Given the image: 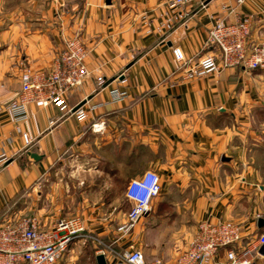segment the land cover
<instances>
[{
    "label": "crops",
    "instance_id": "obj_1",
    "mask_svg": "<svg viewBox=\"0 0 264 264\" xmlns=\"http://www.w3.org/2000/svg\"><path fill=\"white\" fill-rule=\"evenodd\" d=\"M170 1L0 0V225L35 218L49 231L58 219L72 218H64L65 209H89L82 220L92 237L117 253L140 251L145 264H173L203 221L238 223L243 244L264 234V226L257 228L264 220V129L252 126L254 115L264 114V69L187 77L204 56L221 65L218 51L204 46L216 19L247 18L249 43L262 40L264 0L179 8H169ZM179 14L170 31L158 29L164 15ZM73 37L85 47L91 74L66 95L64 107L27 105L20 124L30 140L25 146L7 110L21 93L20 75L52 71L62 40ZM172 48L190 66L179 68ZM113 90L126 99L107 105ZM85 100L79 120L73 109ZM98 104L106 106L87 111ZM82 167L90 168L83 177ZM148 171L158 176L160 192L122 236L124 209H131L126 188ZM261 248L254 264H264ZM98 255L117 262L96 252L58 264L77 258L96 264ZM225 255L221 249L216 259L226 264Z\"/></svg>",
    "mask_w": 264,
    "mask_h": 264
},
{
    "label": "built area",
    "instance_id": "obj_2",
    "mask_svg": "<svg viewBox=\"0 0 264 264\" xmlns=\"http://www.w3.org/2000/svg\"><path fill=\"white\" fill-rule=\"evenodd\" d=\"M208 0H171L169 8L202 7ZM245 0H235L241 5ZM176 17L163 16L158 29L170 31ZM250 21L239 19L235 23H228L223 19H216L208 30L205 47L218 51L221 65H218L213 55L204 56L198 63L188 69L187 77H202L219 69L243 67L249 70L264 69V40L257 44L249 43ZM63 49L58 64L48 72L32 73L24 70L19 78L21 93L18 100L11 103L7 110L15 126V131L28 146L30 140L22 133L20 124L28 118L27 105L39 103L47 105L54 103L64 107L66 95L82 85L90 76L85 64L86 50L76 37L64 38ZM172 56L179 68L190 66L179 48H172ZM97 84H104L102 78H97ZM126 99V94L118 90L110 92L109 104L119 103ZM98 104L87 111H94L105 107ZM86 111H76L77 118L83 120ZM160 192L158 176L148 171L138 179L129 182L125 197L131 203V209L126 215L125 222L119 227L122 236L128 234L138 221L148 212L150 203ZM95 241L100 247L101 254L115 258L116 264H145L140 251L115 252L110 247L102 245L87 232L85 224L80 218L58 219L49 231H42L35 218L20 220L16 225H0V264H58L67 251L69 245L75 241ZM244 234L241 225L231 221L210 223L200 222L187 248L174 260L173 264H222L216 257L221 249H226V264H254V256H259V249L264 245V234L250 237L243 244ZM154 264H162L157 260Z\"/></svg>",
    "mask_w": 264,
    "mask_h": 264
},
{
    "label": "rangeland",
    "instance_id": "obj_3",
    "mask_svg": "<svg viewBox=\"0 0 264 264\" xmlns=\"http://www.w3.org/2000/svg\"><path fill=\"white\" fill-rule=\"evenodd\" d=\"M19 2H21V0H18ZM78 2V0H77ZM250 37V36H249ZM264 38L262 40H260L259 42L257 43H260L261 41H263ZM255 43V44H257ZM85 48V47H84ZM262 108L264 110V102H262ZM252 126H253V129H264V114H255L254 115V119L252 121ZM90 169L88 167H82L80 169L82 170H79V173L81 174V177H83V174L85 173V171L87 169ZM86 169V170H85ZM62 174H69V166L66 167V169L62 170L61 171ZM63 183V182H62ZM66 184L68 185H75L74 182H66ZM89 209H65V214H64V218H69V217H78L80 219L83 218V215H85L84 213L86 211H88ZM130 209H124V211H129ZM98 245H97V242L95 241H75V242H72L67 251L63 254V257H64V260L66 259V257L70 258V257H78V255H86V256H93L96 252L99 251L98 249ZM62 257V258H63ZM77 259H81L77 262H70V264H87L86 262V259L85 258H77ZM62 263V262H61Z\"/></svg>",
    "mask_w": 264,
    "mask_h": 264
},
{
    "label": "water",
    "instance_id": "obj_4",
    "mask_svg": "<svg viewBox=\"0 0 264 264\" xmlns=\"http://www.w3.org/2000/svg\"><path fill=\"white\" fill-rule=\"evenodd\" d=\"M111 3H110V0H105V5L106 6H109ZM86 103V100L85 101H82L79 105H77L74 109H73V112H76L79 108H81L84 104ZM29 156L34 159V160H37L38 157L34 154H29ZM264 226V220L263 219H259L258 220V223H257V228L258 229H261L262 227ZM261 250H264V245H262V248ZM96 264H106L105 263V260H104V257L103 255H98L96 256Z\"/></svg>",
    "mask_w": 264,
    "mask_h": 264
}]
</instances>
